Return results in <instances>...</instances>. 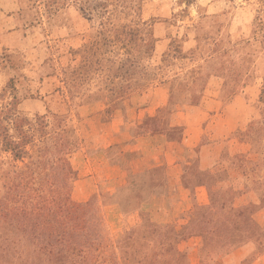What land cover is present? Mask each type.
<instances>
[{
  "label": "rangeland",
  "instance_id": "obj_1",
  "mask_svg": "<svg viewBox=\"0 0 264 264\" xmlns=\"http://www.w3.org/2000/svg\"><path fill=\"white\" fill-rule=\"evenodd\" d=\"M221 85L222 99L203 97ZM199 101L211 116H191ZM133 114L135 138L160 130L199 141L209 165H189L182 185L210 190L217 235L257 242L264 0H0V264H163V242L174 253L182 234L167 215L148 223L115 212L144 205V194L163 204L162 183L141 177L127 200L81 180L86 145H99L87 126L106 134L114 117L122 132ZM129 219L135 228L124 231Z\"/></svg>",
  "mask_w": 264,
  "mask_h": 264
},
{
  "label": "crops",
  "instance_id": "obj_2",
  "mask_svg": "<svg viewBox=\"0 0 264 264\" xmlns=\"http://www.w3.org/2000/svg\"><path fill=\"white\" fill-rule=\"evenodd\" d=\"M223 91L224 87L221 85L215 91L214 89L208 90L203 97L209 92H213V100H220L223 98L221 96V93H224ZM207 98L205 97V99ZM199 102L192 106L193 113L191 116L197 118L211 116L204 109L203 104ZM182 114L183 111L180 113L177 109L172 115ZM131 117L132 120L130 116H127V120L124 121L127 128H123L122 132L119 131V124L115 126L114 117H111V122L102 124V128L107 132L106 134L100 135L97 128L90 127V130L87 126V139L96 141V145L98 143L99 145L95 147V151H93L94 149L87 150L89 145H86V165L90 169L86 176L81 175L82 179H80L85 180L83 178L87 177L86 180L90 182L94 178L96 182L94 187H101L103 191H111L109 195L127 198V200L130 199L131 194L133 195L132 190L136 188L133 184L139 183L141 177H143L142 181H147V183L150 181L162 183L159 189H161L163 204L159 206L153 204V196L144 194V205L137 206L130 203L129 200L127 204L116 205L117 210L115 212L133 214L132 221L135 220L137 215L138 219L139 215L142 214L143 218H147L145 222L148 223L153 212L163 213V218L167 215L168 223H171L172 227L182 234V237L175 240V251L170 255L164 253L167 246L163 242V264H169L167 261L169 258L175 260L172 261L173 264H233L237 261L238 264H264V233L259 236L257 242H255L256 239L246 238L244 241L236 240L235 243L225 235H217V231H213L217 229L216 221H210V217H213V212L216 210L210 198L212 197L210 190L201 184H193L191 188H184L182 185L181 181L184 182L183 180L188 177L185 169L189 165L197 164L200 170L202 166L209 165V158L203 156V148L199 146V141L189 140L184 132L180 141H168L167 136L164 137L163 132L160 130L154 133L145 130L135 138L134 134L131 135L136 122L134 114ZM144 117L145 120H148L153 116L150 113ZM90 120L92 118L89 119V123ZM85 122L88 123V121ZM197 126L200 125L194 124L185 129L187 135L188 132L192 134L189 137H193L200 129ZM114 132L118 135H114ZM95 133L98 136L90 139V136ZM158 140L159 142H156ZM193 149H198V152L194 151V154H196L193 156L194 158H186L188 154L192 156L191 151ZM89 188L91 189V187ZM76 193H79V191L77 190ZM188 201H191V204ZM171 204L175 208H172ZM221 208L224 211L226 210L225 205ZM205 211L207 212L206 217L197 214ZM110 212H114V210L110 209ZM172 213L174 214L172 215ZM137 227L140 228L139 225ZM130 228H135V225H132L129 219L124 231ZM204 228L211 231L203 233ZM260 228H263V225H260ZM189 229L192 230L191 235L183 236L182 230Z\"/></svg>",
  "mask_w": 264,
  "mask_h": 264
}]
</instances>
